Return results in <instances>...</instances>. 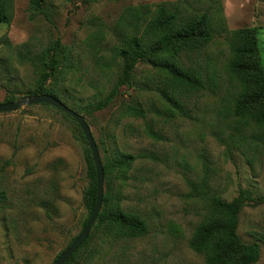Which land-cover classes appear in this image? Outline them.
Instances as JSON below:
<instances>
[{
  "label": "rangeland",
  "instance_id": "obj_1",
  "mask_svg": "<svg viewBox=\"0 0 264 264\" xmlns=\"http://www.w3.org/2000/svg\"><path fill=\"white\" fill-rule=\"evenodd\" d=\"M41 3L37 12L31 0H14L12 21L0 23V102L13 92L27 95L34 83V68L21 62L20 53L39 54L57 40L69 48L71 68L58 81L61 99L86 117L102 158L114 148L138 156L127 181L105 178L104 194L110 191L125 211L145 218L148 228L144 235L122 237L93 226L89 243L68 264H207L190 246L208 207V199L190 195V182L204 175L210 193L226 200L240 189L252 192L238 232L244 242L260 244L258 264H264V142L253 138L254 126L224 110L231 90L225 31L203 49L182 54L207 87L181 89L178 106L163 95L172 86L169 75L141 61L112 104L85 111L121 75L123 59L113 49L126 32L118 28L126 9L144 5L150 14L160 3H179L191 12H214L229 29L256 26L264 65V0ZM125 103L143 108L146 116L125 114ZM148 124L162 137L149 136ZM82 134L76 120L51 105L0 112V264H53L82 231L88 184Z\"/></svg>",
  "mask_w": 264,
  "mask_h": 264
},
{
  "label": "trees",
  "instance_id": "obj_2",
  "mask_svg": "<svg viewBox=\"0 0 264 264\" xmlns=\"http://www.w3.org/2000/svg\"><path fill=\"white\" fill-rule=\"evenodd\" d=\"M41 2L42 0H31L34 11L38 12L41 9ZM13 9L14 0H0V23L12 21ZM216 16L209 10L188 11L179 3L172 5L160 3L150 14L144 5L126 9L118 24L119 31L126 32L122 43L113 49L114 55L123 59L121 75L111 91L100 100L88 103L85 111L92 113L112 104L119 94L120 87L130 83L136 65L141 61L148 62L169 75L172 86L163 90V95L173 105L178 106L181 89L195 91L207 87L200 74L185 66L182 54L203 49L214 39L216 32L225 31L231 50L227 66L231 90L229 99L226 98L228 105L224 110L236 119L242 120L247 126H254L253 138L264 142V65L258 28L243 26L229 29L223 23L218 24ZM20 55L21 62L29 63L36 74L32 87L24 94L48 93L61 99L58 81L71 68V50L57 40L54 45L46 47L39 54ZM52 78L55 83L49 82ZM17 98L13 92L6 96L3 102L14 101ZM40 104L49 106L46 103ZM124 113L134 117L146 116L143 108L131 103L124 104ZM146 132L154 138L162 137L151 124L147 125ZM82 137L86 143L83 150L88 178L84 191V205L87 209V217L83 219L84 227L86 219L95 207L98 187L92 151L84 133ZM140 156L145 157L148 154ZM137 158L138 156L131 152L114 148L102 158L105 178L113 176L122 182L127 181L129 171ZM209 182L207 175H204L200 182H190L191 196L208 199L206 215L196 226L190 239L191 248L202 254L207 264H258L261 257L260 244L244 242L238 232L242 205L245 201L254 199L252 192L240 189L237 196L226 200L210 193ZM118 200L119 198L117 199L110 191L104 194L102 210L93 226L114 231L117 236L122 237L144 235L148 230L146 219L138 213L125 211ZM90 238L91 234L65 264L75 259L79 250L89 243Z\"/></svg>",
  "mask_w": 264,
  "mask_h": 264
},
{
  "label": "water",
  "instance_id": "obj_3",
  "mask_svg": "<svg viewBox=\"0 0 264 264\" xmlns=\"http://www.w3.org/2000/svg\"><path fill=\"white\" fill-rule=\"evenodd\" d=\"M46 103L51 105L64 113H67L73 117L76 122L81 127L88 145L92 151V156L94 158L96 169H97V200L94 209L92 210L89 217L86 219L87 222L83 227L82 231L75 237L72 243L60 254L53 264H65L69 258L82 246V244L87 240L90 235L91 229L96 222V219L102 210L103 198H104V183H105V171L102 162V157L98 147V143L93 134L91 126L87 121L86 117L69 106L62 99L48 93L43 94H33L24 95L14 101L0 102V112H13L17 111L25 106Z\"/></svg>",
  "mask_w": 264,
  "mask_h": 264
}]
</instances>
